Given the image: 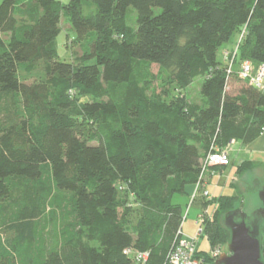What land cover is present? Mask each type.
Returning <instances> with one entry per match:
<instances>
[{
    "label": "trees",
    "instance_id": "trees-1",
    "mask_svg": "<svg viewBox=\"0 0 264 264\" xmlns=\"http://www.w3.org/2000/svg\"><path fill=\"white\" fill-rule=\"evenodd\" d=\"M86 1L0 0V101L17 98L22 107L17 119L0 120V202L22 179L23 206L43 215L38 188L50 181L52 214L62 216L51 244L41 232L18 250L0 234V264H68V256L77 264H137L128 249L149 253L147 264H167L185 220L172 196L191 187V199L197 189L195 205L218 173L204 172L208 155L263 133L264 92L239 72L243 61L264 65V0H88L89 11ZM62 19L79 42L91 39L78 64L59 61ZM236 39L228 74L219 51ZM153 66L174 97L202 78V105L184 94L175 105L148 95L138 72ZM108 87L119 95L103 101ZM90 121L96 128L85 132ZM196 135L210 136L207 152ZM255 169L246 161L236 175ZM212 198L217 210L200 208L198 216L209 211L210 243L224 245L222 217L244 210L243 198Z\"/></svg>",
    "mask_w": 264,
    "mask_h": 264
},
{
    "label": "rangeland",
    "instance_id": "rangeland-1",
    "mask_svg": "<svg viewBox=\"0 0 264 264\" xmlns=\"http://www.w3.org/2000/svg\"><path fill=\"white\" fill-rule=\"evenodd\" d=\"M62 3H68L70 0H58ZM86 9L89 11L91 8L90 1L85 2ZM130 16V25L133 29H136V17L137 13L135 10L131 9ZM133 14V15H132ZM62 34L58 37L57 45H58V53H59V61L67 62V63H80V60L84 54V50L88 49V44L91 42L90 37H87L85 41L79 42L77 39V34L73 30L72 26L65 20L62 19L61 23ZM7 39V36H2ZM238 43L236 46H238ZM224 48V47H223ZM223 48L219 51V58L222 54ZM226 52V51H224ZM91 64H95V62H91ZM43 66H40L39 70H42ZM138 77L141 79L142 86L147 88V93L152 98L157 100H164L167 103H171V105H175L181 95L184 94L185 99L191 104H195L197 106L202 105V100L200 97V87L202 78H197L191 88L185 90L181 93H176L177 97H174V89L167 83L164 82L163 76L160 75L159 69L157 66H153L150 69L148 68H140L138 72ZM106 86H104L105 88ZM125 90V89H124ZM106 94L101 97L103 101H108L111 98L116 99L119 93L115 92L113 88H106ZM126 92V91H125ZM101 96L102 93H98V96ZM122 97L120 100H123ZM85 100V99H83ZM19 101L17 98H9L3 97L0 101V120L8 121L17 119L21 113V105L18 107ZM96 128V125L91 121L89 124H86L84 131L87 130L92 131V129ZM198 138L199 135H196ZM209 135H200V139H198L197 143L201 146L202 152H207L209 148ZM236 144H241V142L231 143L226 148L229 150L231 154V150L234 148ZM158 145L169 151L173 152L174 150L170 147L163 146L161 142H158ZM243 157V156H242ZM237 163L234 164L232 162L230 169H233L235 172V168L237 167ZM237 172V171H236ZM246 184H243L239 181V177L234 175L231 182H227L225 196H235L241 195L243 198V207L244 211L250 215L252 211L259 208L261 206V201L258 196L259 189L264 187V168L261 170H254L248 172L244 175L243 179ZM25 181L22 179H13L11 181L12 193L9 198L0 202V234L3 237L5 243L10 247L17 248L18 250H24L33 244L38 235L43 232L42 236L47 239V243L51 244V236H53L55 231V226L60 228L62 224V216L61 213L58 212L56 215L52 214V207L49 205V201L52 197L53 188L52 183L50 181H45L39 185L38 192L39 194H43L46 200V206L48 208L44 209L43 215L37 216L35 212L27 209L23 206L22 196H23V186ZM226 182L224 180L220 181V185L224 186ZM235 187L238 189V193L235 191ZM191 187H188L185 194H174L172 196V203L176 206H179L182 211V216L186 217L183 223V232L185 235L196 236L198 234L199 228L196 226V220L198 218V213L200 212V208L210 209V212H215L217 210L216 203L217 199L209 200L206 197L197 201L195 205L190 206L191 199L189 198L191 194ZM242 190H245L242 192ZM211 194V193H210ZM217 198V197H215ZM132 202V201H131ZM130 205L133 207L135 204ZM50 207V209H49ZM131 207V208H132ZM133 214V213H131ZM138 212L136 215H132V223L136 224L139 220ZM223 218V217H222ZM206 224L204 223V232L200 236L199 249L203 252L202 257L204 259V264H211L212 260L210 254L215 252H220L221 254L227 251V243L222 244H213L211 245L209 234L205 231ZM212 242V241H211ZM66 262L68 264H77L76 259L73 256H68L66 258Z\"/></svg>",
    "mask_w": 264,
    "mask_h": 264
},
{
    "label": "built area",
    "instance_id": "built-area-1",
    "mask_svg": "<svg viewBox=\"0 0 264 264\" xmlns=\"http://www.w3.org/2000/svg\"><path fill=\"white\" fill-rule=\"evenodd\" d=\"M242 37L243 35H241V39ZM237 51L238 46L235 47L232 53L228 51L224 52V61L229 64V68L227 70L228 74L231 73ZM239 76L242 80L247 81L256 89L264 92V65L255 67L250 61H243L241 63ZM230 161L231 158L229 150H214L205 160L204 172H209L212 168L227 167L230 165ZM197 188H199V186H197ZM196 195L197 189L192 194L191 203L194 202ZM203 196L207 199H212V195L208 191H205ZM184 218L186 219V217ZM209 218V211L203 212L198 216V220L195 224L198 226L199 231L196 236L191 237L189 235H185L182 230L179 231L180 238L169 255L167 264H204L202 253L197 256L196 252H198L199 249L200 236L204 232V223H206ZM124 254L132 258L137 264H147L150 258L149 253L137 252L132 249L126 250ZM220 255L221 253L219 251L210 254L211 260L215 262Z\"/></svg>",
    "mask_w": 264,
    "mask_h": 264
},
{
    "label": "water",
    "instance_id": "water-1",
    "mask_svg": "<svg viewBox=\"0 0 264 264\" xmlns=\"http://www.w3.org/2000/svg\"><path fill=\"white\" fill-rule=\"evenodd\" d=\"M258 196L261 206L250 215L236 209L223 217L222 226L228 232L227 251L214 264H264V187Z\"/></svg>",
    "mask_w": 264,
    "mask_h": 264
},
{
    "label": "crops",
    "instance_id": "crops-1",
    "mask_svg": "<svg viewBox=\"0 0 264 264\" xmlns=\"http://www.w3.org/2000/svg\"><path fill=\"white\" fill-rule=\"evenodd\" d=\"M237 39L228 43L224 46L223 51H231L236 45ZM243 156V157H242ZM230 165L225 168H219L217 170V175H212L207 177V189L213 195V197H221L225 196V190L227 182H231L232 186L233 177L238 169V167L246 161L253 162L256 166L255 170H261L264 168V132L260 135L259 138L254 140L248 144H236L234 148L231 150L230 154ZM232 162L234 164H238L235 168V172L233 169H230ZM243 177L239 178L240 182H243ZM224 180L226 184L224 186L220 185V181ZM191 193L193 192V188L190 189ZM236 193H238V189H235ZM191 195V194H190Z\"/></svg>",
    "mask_w": 264,
    "mask_h": 264
},
{
    "label": "bare ground",
    "instance_id": "bare-ground-1",
    "mask_svg": "<svg viewBox=\"0 0 264 264\" xmlns=\"http://www.w3.org/2000/svg\"><path fill=\"white\" fill-rule=\"evenodd\" d=\"M200 251H201V250L198 249V252H196V255H197V256H199V254L201 253Z\"/></svg>",
    "mask_w": 264,
    "mask_h": 264
},
{
    "label": "flooded vegetation",
    "instance_id": "flooded-vegetation-1",
    "mask_svg": "<svg viewBox=\"0 0 264 264\" xmlns=\"http://www.w3.org/2000/svg\"><path fill=\"white\" fill-rule=\"evenodd\" d=\"M241 183L246 184L244 180H243V182H241ZM244 191H245V190H242V192H244Z\"/></svg>",
    "mask_w": 264,
    "mask_h": 264
}]
</instances>
